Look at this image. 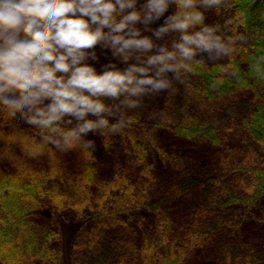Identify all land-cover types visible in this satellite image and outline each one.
<instances>
[{
  "label": "trees",
  "instance_id": "1",
  "mask_svg": "<svg viewBox=\"0 0 264 264\" xmlns=\"http://www.w3.org/2000/svg\"><path fill=\"white\" fill-rule=\"evenodd\" d=\"M206 16L230 54L197 56L122 133L61 152L0 114V264H60V221L70 264H264V0Z\"/></svg>",
  "mask_w": 264,
  "mask_h": 264
},
{
  "label": "clouds",
  "instance_id": "2",
  "mask_svg": "<svg viewBox=\"0 0 264 264\" xmlns=\"http://www.w3.org/2000/svg\"><path fill=\"white\" fill-rule=\"evenodd\" d=\"M221 4L0 0V114H19L39 130L37 147L50 143L61 152L92 146L83 139L90 132L122 133L131 123L124 110L175 91L174 80L184 83L182 75L203 64L197 56L230 54L220 28L205 23Z\"/></svg>",
  "mask_w": 264,
  "mask_h": 264
},
{
  "label": "rangeland",
  "instance_id": "3",
  "mask_svg": "<svg viewBox=\"0 0 264 264\" xmlns=\"http://www.w3.org/2000/svg\"><path fill=\"white\" fill-rule=\"evenodd\" d=\"M34 139H35V141L39 142L38 140L40 138L36 137ZM170 139H171L170 136H166L163 139L164 141H161V142H163L164 144H167L170 141ZM136 140H138L139 142L141 141L140 143H143V144H145V143L151 144L150 140H152V138H150L148 136H142V137H138V139H136ZM152 142L153 143L151 145H154V146L157 147V143L158 142L156 143L155 140H152ZM151 156H152V154H151ZM161 156H165V154H162ZM148 161H150V158L147 159V162ZM88 196H89V194L87 193V196L85 197L86 198L85 201H87V202H89L91 204L99 203L98 197H96V196L88 197ZM60 225H61V232H62V253H61L60 264H70V260H69L70 259L69 258L70 257V243H71L73 235H74L73 233L75 231V225L74 224H70V223H65V222H62V221H60Z\"/></svg>",
  "mask_w": 264,
  "mask_h": 264
}]
</instances>
